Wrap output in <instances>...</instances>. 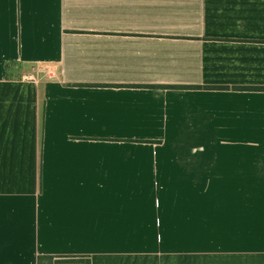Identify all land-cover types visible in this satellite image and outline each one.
Masks as SVG:
<instances>
[{
	"label": "crops",
	"instance_id": "1",
	"mask_svg": "<svg viewBox=\"0 0 264 264\" xmlns=\"http://www.w3.org/2000/svg\"><path fill=\"white\" fill-rule=\"evenodd\" d=\"M249 86L264 0H0V264H264Z\"/></svg>",
	"mask_w": 264,
	"mask_h": 264
},
{
	"label": "built area",
	"instance_id": "2",
	"mask_svg": "<svg viewBox=\"0 0 264 264\" xmlns=\"http://www.w3.org/2000/svg\"><path fill=\"white\" fill-rule=\"evenodd\" d=\"M41 69L43 70L42 72H44L48 76H53L54 72L56 71L55 67H52L49 65H46ZM36 72L37 71L35 70V71H30V72L24 73V74H22L21 79H23V80H35L36 79V75H35Z\"/></svg>",
	"mask_w": 264,
	"mask_h": 264
},
{
	"label": "trees",
	"instance_id": "3",
	"mask_svg": "<svg viewBox=\"0 0 264 264\" xmlns=\"http://www.w3.org/2000/svg\"><path fill=\"white\" fill-rule=\"evenodd\" d=\"M244 88L264 90V86H249V87H244ZM64 262H74V263L84 262L86 264H91L90 260H85V259H68V260H65Z\"/></svg>",
	"mask_w": 264,
	"mask_h": 264
},
{
	"label": "rangeland",
	"instance_id": "4",
	"mask_svg": "<svg viewBox=\"0 0 264 264\" xmlns=\"http://www.w3.org/2000/svg\"><path fill=\"white\" fill-rule=\"evenodd\" d=\"M37 71L40 72V71H43V70L42 69H39V70L37 69Z\"/></svg>",
	"mask_w": 264,
	"mask_h": 264
}]
</instances>
